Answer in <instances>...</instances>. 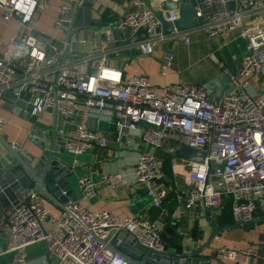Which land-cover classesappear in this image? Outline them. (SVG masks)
I'll return each mask as SVG.
<instances>
[{"label":"built area","instance_id":"obj_1","mask_svg":"<svg viewBox=\"0 0 264 264\" xmlns=\"http://www.w3.org/2000/svg\"><path fill=\"white\" fill-rule=\"evenodd\" d=\"M144 1L131 0V4L139 8ZM183 1L194 7L198 29L208 38H229L238 32L246 42L238 73L228 76L230 86L235 87L232 92L217 97L206 88L186 83L158 90L144 75L125 77L113 68L111 59L134 49L149 56L160 43L175 40L189 45L187 32L164 34L161 22L149 10L129 11L114 25L96 31L92 53L74 58L72 55L81 50L71 53L73 42L81 48L87 40L73 41L72 37L66 44V31L73 24L72 13L84 0L58 9L54 28L60 36L37 27L38 17L51 0H0L2 22L18 26L9 43L0 41V108L6 100L13 104L22 100L32 107L34 116L56 109L64 119L58 129L62 147L74 156L94 146H108L107 139L90 127L96 112L113 124L118 142L128 135L144 148L157 151L178 136L183 145L206 154L204 161L188 163L186 210L204 207L217 212L230 197L234 221L247 225L258 210L264 211V24L256 23L264 15V0H242L235 8L230 5L238 0ZM216 3L221 8L214 11ZM178 18V12H172L168 21ZM90 64L96 75L88 74ZM172 66L169 53L161 75L166 76ZM7 125L0 116V132ZM10 145L20 148L18 142ZM134 175L136 182L145 186L153 206L163 211L170 193L164 182L163 161L154 153H141ZM118 182L117 174L105 178L108 187ZM79 187L84 201L96 196L89 176L79 179ZM30 196L28 207H14L9 216L4 253L11 255L10 264H26L29 248L39 243L45 244L52 264H128L108 248L123 245L119 238L123 232L142 248L165 252L162 219L120 220L108 212L93 213L77 202H68L58 218L39 194L31 192ZM257 255L255 246L240 251L225 246L216 250L215 259L234 264L239 257Z\"/></svg>","mask_w":264,"mask_h":264},{"label":"crops","instance_id":"obj_2","mask_svg":"<svg viewBox=\"0 0 264 264\" xmlns=\"http://www.w3.org/2000/svg\"><path fill=\"white\" fill-rule=\"evenodd\" d=\"M77 1L79 0H51V3L37 19L38 29L48 35L60 36L54 28L58 17V9L62 5ZM145 1L144 5L137 8L131 4V0H84L83 6L80 8L81 18L79 23L82 28L73 36V41L85 38L87 44L81 48L74 42L73 45L81 50L80 54L90 55L96 45V31L114 25L129 11L141 12L148 10ZM241 1L238 0L231 4L230 8L237 7ZM155 5H157V10L164 11L161 2ZM220 8L221 6L216 3L213 10L216 11ZM256 23L264 24V20L259 18ZM199 24L200 21H196L195 27L187 31L188 46L179 41H175L176 43L172 41L160 43L154 49L153 55L149 56L143 55L139 49H134L126 52L120 58L111 59L110 65L120 70L125 77L146 76L158 90L180 83L207 88L223 75L237 74L246 52V42L239 38L238 32L233 33L229 38L217 37L210 39L198 29ZM17 29L16 22L6 25L0 17V41L2 43H9L16 35ZM205 41L215 42L216 53L222 52V50L232 45L239 46L241 48V58L233 64L227 61V64L223 65L222 62H218L215 52L211 50L212 52H209L207 57L208 60L214 63L215 69L213 67V72L201 77L199 73H193L189 68L193 67L195 64L193 62L202 56V44ZM175 49L178 51L175 52ZM169 53L173 55V66L166 76H162L160 68ZM229 87L227 84L221 85L220 83L218 87L215 86L213 90L209 91L219 97L227 94L226 90ZM0 116L8 121L6 129L0 132V135L7 137L9 143L18 142L20 151L28 152L37 157L49 152L52 138L51 130L55 123L53 114L46 111L40 116H34L32 107L28 106L27 109H24L6 100L1 105ZM63 125L64 119L58 116V129ZM90 127L107 139L108 146L106 148L94 146L81 156H74L65 151L67 158L76 161L75 166L78 168V172L71 181L72 194L70 192V196H68L65 193L60 200V205H55L43 199L53 216L61 217L65 205L72 199L93 213L108 212L120 220L140 217L151 221L162 219L164 223L162 242L165 246V252L171 253L194 252L205 245L214 231L225 229L199 254L202 257L209 258L190 259L189 264H232L220 263L214 258L216 250L225 246L237 251L255 246L258 248L256 257H239L238 262L234 264H264V231L258 227L264 221V219L261 220L264 218L263 210H258L255 213L254 221L245 226L234 221L231 213L232 199L230 197L223 200L222 209L217 212L204 207L186 210L184 206L187 196L185 179L188 163L191 160L185 159L180 154L183 144L178 136H174L167 141L161 150L153 151L144 148L138 139H135L136 143L130 146L123 144L121 141L118 142L115 127L101 112L94 113ZM41 143L46 145L45 151L40 149ZM144 152L154 153L163 161L164 182L170 192L164 202L163 211L153 206L152 199L146 194L145 186L135 180V163L138 156ZM12 162V157L0 143V170L7 169ZM114 174L119 175V182L113 188L108 187L105 178ZM84 176H89L96 187V196L89 201L82 199V192L79 187V179ZM179 180L183 181L184 184L179 185ZM4 222L5 217L0 221V264H10L11 255L4 253L9 238V225H4ZM197 224L200 230L193 234ZM52 260L48 255L45 244L39 243L29 248L26 264H52Z\"/></svg>","mask_w":264,"mask_h":264},{"label":"water","instance_id":"obj_3","mask_svg":"<svg viewBox=\"0 0 264 264\" xmlns=\"http://www.w3.org/2000/svg\"><path fill=\"white\" fill-rule=\"evenodd\" d=\"M146 6L149 11L153 12L157 19L161 22L162 32L170 34L174 30L178 32H187L193 29L196 25V12L191 4L180 0L179 3L173 0H146ZM161 2L164 11L157 10V3ZM172 12H178L179 18L170 22L168 19ZM73 24L67 27L65 43L69 44L72 37L76 35L82 25L79 23L81 18V9L75 10L72 13ZM63 45H60L62 48ZM87 55L74 54V58H83ZM89 75H96L97 71L93 69L92 64L88 68ZM229 85L230 80L227 75H223L217 81L212 83L206 89L213 90L218 84ZM221 88V87H219ZM224 88V87H223ZM234 86H230L226 91L228 93L234 90ZM13 97V96H12ZM15 98V97H14ZM17 105L27 109L28 105L22 100H18ZM48 113L54 116V127L51 130V148L47 154H42L40 157L22 152L19 149H14L8 142L7 137L0 135V143L8 151L13 159V162L7 169L0 170V221L5 217L4 225L9 224V216L14 207H28L31 201V192L39 194L47 202L55 205H60L61 198L66 193L72 194V179L75 178L78 168L75 166L76 161L65 156V150L62 147V139L58 135L57 118L58 112L56 109L47 110ZM123 144L127 146L135 144V139L131 136H123L121 139ZM42 151L46 150L45 144H40ZM180 154L190 162L204 161L206 154L202 151L191 149L183 145L180 149ZM179 185H183V181H178ZM74 200H69V202ZM9 214V215H8ZM245 226V224H240ZM200 230L198 224L195 226L196 234ZM223 230L214 231L210 239L194 252L186 253H171L157 252L153 249L142 248L136 244L135 240L128 232H123L119 235L123 245L119 248L109 245L108 248L114 255L123 257L128 264H189L190 259H207L199 254L210 245V242L219 235ZM215 258V255H214Z\"/></svg>","mask_w":264,"mask_h":264},{"label":"rangeland","instance_id":"obj_4","mask_svg":"<svg viewBox=\"0 0 264 264\" xmlns=\"http://www.w3.org/2000/svg\"><path fill=\"white\" fill-rule=\"evenodd\" d=\"M260 18H262V20H264V15H262ZM173 43H176L175 40H171ZM203 48H202V56L198 57L193 63H195L193 65V67L189 68L191 72L193 73H199L202 76L208 75L210 74V72H213V70L215 69V65L213 62H211L210 60H208L207 55L209 54V52H215V42L213 41H205L203 44ZM76 47L75 45H71L70 47V51L71 53L75 52ZM212 50V51H211ZM178 50L175 49V52H177ZM216 58L218 60V62H222L223 65L227 64V61L230 64H233L236 60L241 58V48L239 46H230L229 48H226L224 50H222V52L216 53ZM190 65V64H189ZM214 67V69H213ZM264 218H262L261 220H263ZM258 227H260L261 230L264 231V221L262 223H260L258 225Z\"/></svg>","mask_w":264,"mask_h":264}]
</instances>
